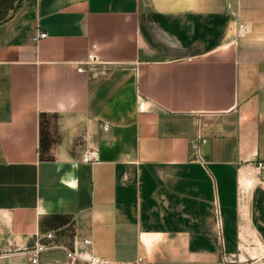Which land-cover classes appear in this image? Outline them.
<instances>
[{
  "label": "crops",
  "instance_id": "crops-1",
  "mask_svg": "<svg viewBox=\"0 0 264 264\" xmlns=\"http://www.w3.org/2000/svg\"><path fill=\"white\" fill-rule=\"evenodd\" d=\"M260 1L0 0V264L264 256Z\"/></svg>",
  "mask_w": 264,
  "mask_h": 264
},
{
  "label": "built area",
  "instance_id": "built-area-1",
  "mask_svg": "<svg viewBox=\"0 0 264 264\" xmlns=\"http://www.w3.org/2000/svg\"><path fill=\"white\" fill-rule=\"evenodd\" d=\"M238 29L241 31L246 30V28L243 24H239ZM37 37L43 38V37H45V33L39 32ZM82 161L85 163H89V164L97 162L96 151H94L92 149L87 150L82 157ZM261 167H262V163H258L257 168L259 169ZM45 237L50 238L51 233L45 234ZM85 242L89 243V240H86ZM45 250H47V246L38 242V240H34L33 244L29 248L26 249V252L28 255V260L34 264H37L39 255L42 252H44ZM69 258H70V261L73 262V264H144V258L142 256H137L133 260H110V259H106V258L101 257V256L92 255V256H90V258L88 260H86L84 262H79L76 259L74 254L70 255Z\"/></svg>",
  "mask_w": 264,
  "mask_h": 264
},
{
  "label": "rangeland",
  "instance_id": "rangeland-1",
  "mask_svg": "<svg viewBox=\"0 0 264 264\" xmlns=\"http://www.w3.org/2000/svg\"><path fill=\"white\" fill-rule=\"evenodd\" d=\"M263 4H264V2H261V1L259 2V6L260 7ZM252 5H254V3H252ZM258 9L261 10V9H264V8H258ZM251 10L254 11L255 8H251ZM242 20H243L242 21L243 23H241V24H243L245 26L246 30L245 31H241V30L238 29V25L240 24V22L238 20L237 15H236L234 20H233V22H232L231 28H230V34H231L230 36H232V37H234V36H241V37L254 36L253 33L258 32L260 34V36L263 37L262 35L264 34V29L260 28L259 30H254L255 29L254 25H256L257 23H258L257 25H259V26L261 25L260 21L259 22H257V21L254 22V20H252L251 21L252 23L250 24L248 20H246V19H242ZM251 262H256L254 264H264V256L258 257V258L253 259V260L248 259L247 263L250 264Z\"/></svg>",
  "mask_w": 264,
  "mask_h": 264
}]
</instances>
